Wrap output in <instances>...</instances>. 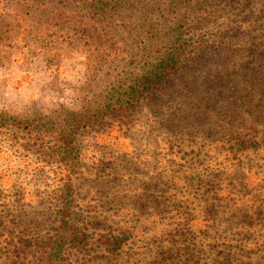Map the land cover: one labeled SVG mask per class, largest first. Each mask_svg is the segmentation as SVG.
<instances>
[{
  "label": "rangeland",
  "instance_id": "1",
  "mask_svg": "<svg viewBox=\"0 0 264 264\" xmlns=\"http://www.w3.org/2000/svg\"><path fill=\"white\" fill-rule=\"evenodd\" d=\"M29 1L0 0V264H264V0Z\"/></svg>",
  "mask_w": 264,
  "mask_h": 264
},
{
  "label": "trees",
  "instance_id": "2",
  "mask_svg": "<svg viewBox=\"0 0 264 264\" xmlns=\"http://www.w3.org/2000/svg\"><path fill=\"white\" fill-rule=\"evenodd\" d=\"M23 3L27 4L28 6H31V1H23ZM36 1H32V3L35 4ZM17 7L19 9L23 8L22 3H17ZM20 14V13H18ZM6 20V18L4 17ZM20 19V16H19ZM18 19V16L15 14L9 16V22L7 25H10L8 32L11 36V38L16 39L20 36V33L24 28L29 27V29L32 28L29 24H24V27L22 29L21 24H18L20 22ZM6 25V24H5ZM1 29V26H0ZM177 53L172 54L171 56H168L166 58H163L160 63L157 65V68L155 71L150 73H145L139 76H136L133 81H129L128 83L122 82L117 85H112V88H110L108 91H106V95H104V99L100 101V106L108 108L110 105V102L116 103L117 106L122 107L123 105H129L133 102L134 98L136 97V94L139 92L141 88L144 89V91L150 90L153 86H156L158 81H160V76H162V71H165L168 67H171L174 65V62L176 60ZM173 62V63H172ZM162 70V71H161ZM158 76H156V74ZM155 74V75H154ZM92 104H89L88 107H90ZM99 108V106H97ZM73 115H75L73 113ZM86 115H83L85 117ZM27 124L29 126L35 127L38 122H34L33 119L27 120Z\"/></svg>",
  "mask_w": 264,
  "mask_h": 264
}]
</instances>
